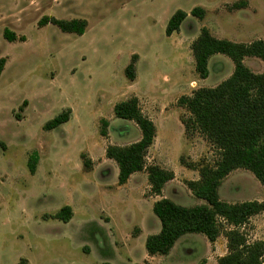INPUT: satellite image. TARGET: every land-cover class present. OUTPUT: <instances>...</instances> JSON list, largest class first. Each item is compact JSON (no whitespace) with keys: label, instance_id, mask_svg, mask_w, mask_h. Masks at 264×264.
<instances>
[{"label":"rangeland","instance_id":"obj_1","mask_svg":"<svg viewBox=\"0 0 264 264\" xmlns=\"http://www.w3.org/2000/svg\"><path fill=\"white\" fill-rule=\"evenodd\" d=\"M195 7L205 10L203 20L190 16ZM178 10L188 16L177 33L166 37L168 21ZM44 16L85 20L87 27L82 36L52 25L39 28ZM203 27L218 39L264 41V0H0V58L7 60L0 76V264L19 259L28 264L142 263L144 241L133 245L132 240L137 224L153 228L151 216L160 228L147 173L119 186L118 168L105 158L108 145L127 146L141 137L133 122L113 114L116 103L133 96L156 127L147 166L174 173L163 197L183 207L204 204L185 185L197 180L198 172L179 159L213 164L217 154L201 135H185L179 119L188 114L177 102L200 88L216 87L234 66L215 55L208 78L199 79L190 46ZM5 29L25 41L8 43ZM133 55L131 82L124 71ZM244 64L253 73L264 71L259 59L246 58ZM66 109L71 111L67 123L43 130ZM34 153L38 161L31 175L27 161ZM81 155L91 160L90 170L83 168ZM218 192L230 204L264 202V187L242 169L230 173ZM64 206L74 213L68 223L53 218ZM252 219L264 226V212ZM241 230L249 242L258 241L253 222ZM186 237L165 264L201 259L204 242ZM191 249L196 251L190 254Z\"/></svg>","mask_w":264,"mask_h":264},{"label":"trees","instance_id":"obj_2","mask_svg":"<svg viewBox=\"0 0 264 264\" xmlns=\"http://www.w3.org/2000/svg\"><path fill=\"white\" fill-rule=\"evenodd\" d=\"M234 7H237L234 4ZM187 13L176 11L169 19L165 35L177 33L187 18ZM190 16L203 20L205 10L195 7ZM47 25L56 27L61 33L82 36L87 21L80 19L61 20L44 16L38 21V27ZM3 39L8 43L24 42L23 36L5 29ZM194 61V70L199 79L209 76V60L215 55H223L231 60L234 69L230 77L214 88H200L190 96L178 99V106L185 109L187 116L180 117L187 137L199 134L216 151L217 159L213 164H180L198 172L199 178L185 183L192 196L204 201L203 205L183 207L167 198H162L164 186L174 179V173L157 165L146 164L148 149L156 137V127L140 109L137 97H130L116 103L113 114L119 120L133 122L140 130L138 141L127 146L108 145L105 158L113 161L118 168L117 184L127 183L131 175L145 171L150 194L160 197L153 203L152 212L160 223V231L145 240L148 256H167L177 240L187 234L203 235L213 244L219 236H224L227 244L225 256L217 259V264H264V243L249 242L241 230L250 218L264 212V202L248 201L230 204L219 198L222 181L233 171L242 169L253 174L264 187V71L253 73L244 64L246 58L259 59L264 64V41L250 44L236 43L218 39L208 29L201 28L199 35L190 46ZM136 55L131 57L125 68V77L135 80ZM6 58H0V76L6 66ZM26 102L23 103L25 105ZM71 111L66 109L60 115L43 126L51 131L70 120ZM100 135L106 136L107 122L102 120ZM85 170L91 169V160L80 156ZM38 161L32 154L27 167L31 175L35 173ZM73 217L71 207H62L53 218L68 223ZM17 264H28L19 259ZM108 264V263H104ZM147 264V263H143Z\"/></svg>","mask_w":264,"mask_h":264},{"label":"crops","instance_id":"obj_3","mask_svg":"<svg viewBox=\"0 0 264 264\" xmlns=\"http://www.w3.org/2000/svg\"><path fill=\"white\" fill-rule=\"evenodd\" d=\"M138 140H136V141H138ZM140 173H142V172L135 173V174L131 175V177L129 178V180L127 181V183L130 181V179L132 177H134V176H136L137 174H140ZM169 183H171V181L168 182L164 186V188ZM122 186L124 187V186H126V184H124ZM164 188H163L162 194H161V197L162 198H164L163 197ZM159 199H160V197H155V199L152 201L151 205H153V203L156 202ZM73 215H74V213H73ZM254 217H259V215H256ZM254 217H252V218H254ZM252 218H250L249 221L253 222V224H256V226H257V231L255 232V238H254V240H258V241L264 242V226L263 227H259V223L257 224L255 222V219L256 218L255 219H252ZM150 220L153 222V228L150 227V225L145 224L143 222H139L137 224V226H138L137 228L139 229V231H138V234L132 239L133 240V245L134 244H137L138 242L139 243L140 242L142 243L143 241H144V244H145V240H146V238L148 236L155 235V234L159 233L160 228H159V225H158L157 221H155V219L153 217H151V216H150ZM259 228H261V229L259 230ZM258 234H261V235L258 236ZM191 235L192 236L193 235L196 236L194 238H197V237L201 238V240L205 244V251H204V254L202 255L201 259L199 261L196 260L192 264H217V259L218 258H221V257H223V256L226 255V253H227V248H226L227 241H226V239H225L224 236H219L217 238V240L213 244H211V243L208 242V240L203 235H202L203 237H200L199 236L200 234H187V235H184V236L180 237L177 240V242L175 243V245L173 246V248L171 249L170 253L167 256H153V257H150L146 253V255L143 256V260H142V263L141 264H143V263L155 264V262H157V264H165V260H166L165 258H168L172 254V252H174V250L177 249L178 246L180 247V246L184 245V243L186 242L185 241V238H187L186 236H191ZM193 239L189 240V242L191 243V245L194 243L193 242ZM251 242H253V241H251ZM131 249H130V251H131ZM194 251H196V249H191L189 251V253L192 254V253H194ZM131 264H135V263H131Z\"/></svg>","mask_w":264,"mask_h":264}]
</instances>
